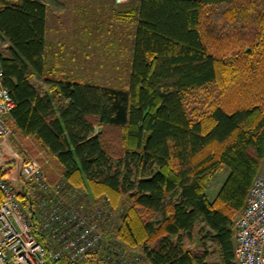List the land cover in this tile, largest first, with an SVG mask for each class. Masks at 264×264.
Masks as SVG:
<instances>
[{
    "label": "trees",
    "instance_id": "trees-1",
    "mask_svg": "<svg viewBox=\"0 0 264 264\" xmlns=\"http://www.w3.org/2000/svg\"><path fill=\"white\" fill-rule=\"evenodd\" d=\"M137 2L121 58L127 88L117 89L60 68L44 2L0 0L2 82L14 102L5 121L48 158L47 180L58 171L122 211L107 237L140 249L142 263L206 264L212 242L222 264H236L234 224L264 158V0ZM15 169L0 170L13 187ZM84 264L107 263L91 252Z\"/></svg>",
    "mask_w": 264,
    "mask_h": 264
},
{
    "label": "built area",
    "instance_id": "built-area-1",
    "mask_svg": "<svg viewBox=\"0 0 264 264\" xmlns=\"http://www.w3.org/2000/svg\"><path fill=\"white\" fill-rule=\"evenodd\" d=\"M2 78L0 62L1 139L12 132L5 117L14 106ZM8 165H0V170ZM17 165L18 175L12 172L16 187L0 174V264H84L91 252L107 264L138 263L140 256L125 257V247L107 237L121 214L120 210L110 208L107 197L99 201L86 190L63 180L48 181L36 159ZM233 237L236 264H264V178L261 176L251 184L235 221Z\"/></svg>",
    "mask_w": 264,
    "mask_h": 264
},
{
    "label": "rangeland",
    "instance_id": "rangeland-1",
    "mask_svg": "<svg viewBox=\"0 0 264 264\" xmlns=\"http://www.w3.org/2000/svg\"><path fill=\"white\" fill-rule=\"evenodd\" d=\"M74 13V19L68 15L64 16L63 20L66 23L63 26L62 32L57 35L54 32L55 25L52 11L49 12L47 40L50 55H53L52 58L59 63L61 69L70 74L73 73L80 76L86 81L107 87L126 89L129 66L124 65L123 59H119L118 42L112 39L115 37L114 26L117 25V20L114 17L107 18V24L98 27L103 30L113 29L114 27V33H111L110 36L111 41H94V39L96 40L100 37L89 35L88 30L90 28L86 27L89 24L87 19L93 13L84 12L83 10H75ZM96 27L95 23H93L91 28L94 30ZM60 37H64L65 40H60ZM90 37L92 42L90 41ZM118 62H121L122 66H116ZM33 82L38 86H44L43 82L37 78H34ZM32 147L30 142L23 141L22 138L11 132L6 138L0 139V165L9 163L8 166H10L11 164L22 163L27 159H36L43 168L44 165H47V160H44L47 157L38 149H32ZM17 172L19 173V169L14 171L15 176ZM262 172H264V167L262 168ZM228 173L229 170L225 167L211 180L207 188L209 199H213L216 196ZM52 174L55 175L54 183L61 180L58 171H52ZM97 199L101 201L100 197ZM120 212L122 211L120 210ZM115 217L118 216L115 214ZM208 246L211 253L206 259V264H222L216 245L208 242ZM123 251L124 256L128 258H138L140 256L137 264H144L142 263L143 254L140 249L124 248Z\"/></svg>",
    "mask_w": 264,
    "mask_h": 264
},
{
    "label": "crops",
    "instance_id": "crops-1",
    "mask_svg": "<svg viewBox=\"0 0 264 264\" xmlns=\"http://www.w3.org/2000/svg\"><path fill=\"white\" fill-rule=\"evenodd\" d=\"M40 1L44 2L47 5V33H48V19H49L50 11H52V15L54 17V25H55L54 32L57 35L60 32H62L63 26L66 23L65 20H63L65 15H68L70 18L74 19L75 10H83L84 12L88 11L90 13H93L91 14V17L89 15V19H87L89 24L86 25V27L90 28V30H88V34L91 36L100 37L97 38L96 40L94 39V41H109V40L111 41L110 36L111 33H114V27H115V37L112 39L118 42V51L120 52L119 59L122 58V55L125 53L126 50L128 51L126 57L127 56L129 57L131 55L130 43L132 42V34L134 32L136 23L135 20L132 17H130V11L136 8L138 4L137 0H126L125 2L122 3H119L116 0H40ZM110 17H114L117 20L116 23L117 25L114 26L113 29L103 30L101 28H98L100 26L106 25L107 18ZM92 22L95 23V25L97 26L96 29L94 30L91 28L93 25ZM74 34L76 33L74 32ZM47 35H46V40H47ZM59 39L65 40L64 37H60ZM90 41L92 42L91 37H90ZM116 65H121V62H118ZM66 73L68 75L77 76L73 73L71 74L68 72ZM77 77L81 78L80 76ZM82 79L84 80V78ZM42 88L47 89V86L44 84ZM15 164H11L10 166H13ZM18 167L19 166L17 165L15 170L19 169ZM263 167H264V158L261 162L258 173V176L264 178V172H262ZM49 181L54 182L55 180L52 179V181L51 180ZM16 182L17 181H15V184Z\"/></svg>",
    "mask_w": 264,
    "mask_h": 264
}]
</instances>
